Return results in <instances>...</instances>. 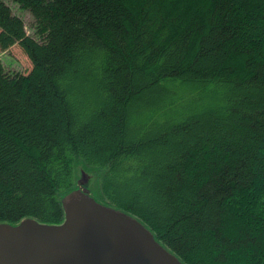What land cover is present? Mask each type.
Masks as SVG:
<instances>
[{
	"label": "trees",
	"instance_id": "trees-1",
	"mask_svg": "<svg viewBox=\"0 0 264 264\" xmlns=\"http://www.w3.org/2000/svg\"><path fill=\"white\" fill-rule=\"evenodd\" d=\"M14 44L0 222H62L84 169L184 264H264V0H0Z\"/></svg>",
	"mask_w": 264,
	"mask_h": 264
},
{
	"label": "water",
	"instance_id": "water-1",
	"mask_svg": "<svg viewBox=\"0 0 264 264\" xmlns=\"http://www.w3.org/2000/svg\"><path fill=\"white\" fill-rule=\"evenodd\" d=\"M91 181L80 169L58 224L0 222V264H184L138 218L96 200Z\"/></svg>",
	"mask_w": 264,
	"mask_h": 264
},
{
	"label": "rangeland",
	"instance_id": "rangeland-1",
	"mask_svg": "<svg viewBox=\"0 0 264 264\" xmlns=\"http://www.w3.org/2000/svg\"><path fill=\"white\" fill-rule=\"evenodd\" d=\"M9 5L12 8V10L16 14L21 16V18L23 19L27 33L31 32L30 24L32 21V17L29 14V12L22 10L17 4L13 2H9ZM0 61L9 71L24 73L31 68L30 60L28 59V57L25 55V53L18 44H14L5 50L0 49Z\"/></svg>",
	"mask_w": 264,
	"mask_h": 264
}]
</instances>
